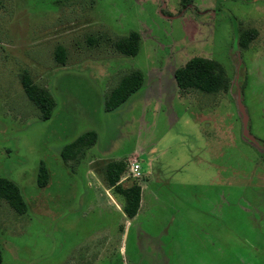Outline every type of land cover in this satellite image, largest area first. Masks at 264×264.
Wrapping results in <instances>:
<instances>
[{"label": "rangeland", "instance_id": "rangeland-1", "mask_svg": "<svg viewBox=\"0 0 264 264\" xmlns=\"http://www.w3.org/2000/svg\"><path fill=\"white\" fill-rule=\"evenodd\" d=\"M131 31L133 56L115 47ZM192 56L218 63L225 91L177 88ZM134 70L141 86L105 110ZM86 130L92 143L62 162ZM110 161L120 187H139L130 218ZM0 177L25 206L0 198L1 264H264V0H0Z\"/></svg>", "mask_w": 264, "mask_h": 264}, {"label": "trees", "instance_id": "trees-1", "mask_svg": "<svg viewBox=\"0 0 264 264\" xmlns=\"http://www.w3.org/2000/svg\"><path fill=\"white\" fill-rule=\"evenodd\" d=\"M193 0H179L182 6H186ZM253 36L250 31H243L239 37V44L244 47L245 40ZM138 32L131 31L125 37L119 38L115 42L118 51L125 55H135L138 48ZM58 61H62L63 51L58 47L55 52ZM173 79L178 89H194L204 93H215L225 91L228 79L217 62L201 56H192L183 65L178 66L173 71ZM143 74L134 70L122 76L118 83L109 91L104 100V108L110 111L124 102L142 84ZM21 83L23 90L28 97L41 111V116L46 119L50 116L52 100L44 91L38 90L32 84L26 74L22 75ZM95 133L86 130L76 136L72 141L64 144L59 152L62 162H66L72 156V150L80 146H88L92 143ZM123 165L119 161H110L105 165L104 175L106 182L112 186L116 192L122 195V210L127 217H132L137 210L139 202V187L131 185L122 188L117 184ZM48 179L47 168L43 162H39L36 173V184L40 187L46 185ZM0 198L4 199L16 212L24 211L25 206L17 186L5 177H0ZM1 264V251H0Z\"/></svg>", "mask_w": 264, "mask_h": 264}]
</instances>
